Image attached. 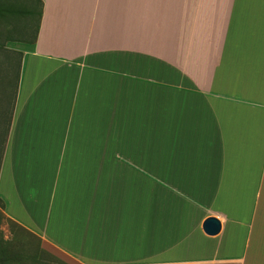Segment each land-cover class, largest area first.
Here are the masks:
<instances>
[{
    "label": "crops",
    "instance_id": "obj_1",
    "mask_svg": "<svg viewBox=\"0 0 264 264\" xmlns=\"http://www.w3.org/2000/svg\"><path fill=\"white\" fill-rule=\"evenodd\" d=\"M40 2L8 217L66 264H264V0Z\"/></svg>",
    "mask_w": 264,
    "mask_h": 264
},
{
    "label": "rangeland",
    "instance_id": "obj_2",
    "mask_svg": "<svg viewBox=\"0 0 264 264\" xmlns=\"http://www.w3.org/2000/svg\"><path fill=\"white\" fill-rule=\"evenodd\" d=\"M40 10V0H0V159L5 146L16 88L22 69V56L16 50L23 45L25 39L33 35L32 31L28 32V29L22 31V29L27 28L28 23L36 22V16ZM32 15H35V18L29 17ZM6 80L9 81V84H6ZM4 204V200L0 198V207ZM3 216L0 223L2 238L9 240L15 236L18 241V249L23 254L26 256L35 255L38 252L39 243L36 239L38 236L8 217L5 210H3ZM41 248L43 249L42 244ZM41 256L43 262L55 264L49 255L41 254Z\"/></svg>",
    "mask_w": 264,
    "mask_h": 264
},
{
    "label": "trees",
    "instance_id": "obj_3",
    "mask_svg": "<svg viewBox=\"0 0 264 264\" xmlns=\"http://www.w3.org/2000/svg\"><path fill=\"white\" fill-rule=\"evenodd\" d=\"M7 80H6V84H9V81ZM17 89L18 86L16 88V93H17ZM14 105H15V99L13 103V109H14ZM2 154H1V159H2ZM1 159H0V163H1ZM3 210H5V204L4 206L0 207V223L4 218ZM36 239L39 243L38 252L35 255L26 256L25 254H23L22 251L18 249V241L15 236H13L9 240H5L4 238H2V233L0 232V264H36L37 262L40 264L42 263L48 264L47 261L43 262L41 254L49 255L54 260L55 264H66L59 258L54 257L45 250H43L41 248L40 238L37 237Z\"/></svg>",
    "mask_w": 264,
    "mask_h": 264
},
{
    "label": "water",
    "instance_id": "obj_4",
    "mask_svg": "<svg viewBox=\"0 0 264 264\" xmlns=\"http://www.w3.org/2000/svg\"><path fill=\"white\" fill-rule=\"evenodd\" d=\"M204 229L207 234L215 235L220 232L221 223L216 218H209L205 223Z\"/></svg>",
    "mask_w": 264,
    "mask_h": 264
}]
</instances>
